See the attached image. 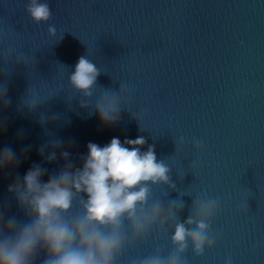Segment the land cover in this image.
I'll return each mask as SVG.
<instances>
[{"label":"water","instance_id":"obj_1","mask_svg":"<svg viewBox=\"0 0 264 264\" xmlns=\"http://www.w3.org/2000/svg\"><path fill=\"white\" fill-rule=\"evenodd\" d=\"M27 2L0 0V84L10 101L0 103V151L9 146L18 160L0 170L5 222L29 220L8 186L33 163L48 169L47 182L68 163L73 171L82 167L90 142L103 147L113 137L123 143L143 136L141 151L154 145L175 184L152 185L149 204L175 200L180 208L183 201L181 222L195 198L221 204L211 223L216 244L199 256L189 245L183 264H264V0H48L52 18L40 24ZM81 56L101 70L90 98L68 80ZM120 85L122 92L110 91ZM107 95L121 106L114 125H102L95 109ZM55 140L60 147H52ZM194 141L202 142L200 151ZM45 143V157L56 153L51 163L38 154ZM80 211L74 202L68 215ZM172 234L173 225L154 229L117 264H140L157 251L167 257ZM44 258L39 253L36 264Z\"/></svg>","mask_w":264,"mask_h":264},{"label":"clouds","instance_id":"obj_2","mask_svg":"<svg viewBox=\"0 0 264 264\" xmlns=\"http://www.w3.org/2000/svg\"><path fill=\"white\" fill-rule=\"evenodd\" d=\"M25 10L36 24L52 18L48 0H28ZM47 31L55 36L57 30L50 25ZM100 75L96 64L81 56L68 80L74 90L90 98ZM7 91V84H0V103L5 108L10 103ZM110 91L120 93L123 87L120 85L118 92ZM36 106L28 104L29 110ZM87 106L88 103L81 101V107ZM95 109L102 125H114L120 120L121 106L116 95L105 96ZM146 143L143 136L125 139L123 143L113 137L103 147L90 142L87 156L82 157V167L73 171V165L68 163L47 182L41 178L48 169L33 163L22 181L16 179L8 186L29 220L19 224L15 217H10L5 222L4 213L0 212V264H36L41 252L45 258L40 264H117L126 247L143 241L154 229L165 232L170 225H173L174 250L167 257L157 251L140 264H183L181 256L189 245L197 256L206 249L211 250L217 241L210 232L212 218L221 206L219 199L195 198L183 222L178 214V210L184 208L183 201L180 208L175 207V200L167 207L161 201L149 204L152 185L163 184L175 189V184L171 182L170 167L165 160H157L154 145L141 151ZM183 143V137L175 141L176 152ZM51 144L57 148L62 141H51ZM47 146L45 143L38 150L40 156L45 157ZM193 147L200 151L202 142L194 141ZM69 155L68 151L61 152L65 160ZM45 160L55 161L56 153H49ZM17 164L11 147L0 151V170ZM81 193L86 194L87 199ZM74 202L81 211L69 216ZM248 209L247 201L243 210ZM226 264H231L230 258Z\"/></svg>","mask_w":264,"mask_h":264}]
</instances>
